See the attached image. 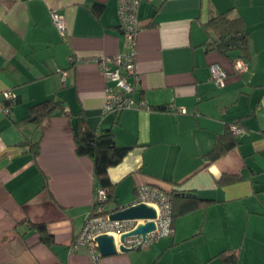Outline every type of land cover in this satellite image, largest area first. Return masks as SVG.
Returning a JSON list of instances; mask_svg holds the SVG:
<instances>
[{
  "label": "crops",
  "instance_id": "0c3cea01",
  "mask_svg": "<svg viewBox=\"0 0 264 264\" xmlns=\"http://www.w3.org/2000/svg\"><path fill=\"white\" fill-rule=\"evenodd\" d=\"M118 2L0 0V105L4 92L17 98L9 116L0 113V264H89L85 247L68 254L97 189L92 162L75 154L78 116L130 148L107 171L108 210L132 205L138 186L213 201L176 217L171 236L100 264H221L224 251L235 252L238 264H264V0H141L135 75L127 78L135 107L104 114L109 83L87 60L131 52ZM228 11L250 37L241 75L208 47L203 28ZM212 65L228 72L221 87L210 81ZM50 99L62 102L63 115L15 125ZM141 102L145 109L136 107ZM234 123L243 129L238 144L209 160L216 138ZM25 140L39 143L35 158ZM31 224H44L53 245L42 244Z\"/></svg>",
  "mask_w": 264,
  "mask_h": 264
},
{
  "label": "built area",
  "instance_id": "2783aa9c",
  "mask_svg": "<svg viewBox=\"0 0 264 264\" xmlns=\"http://www.w3.org/2000/svg\"><path fill=\"white\" fill-rule=\"evenodd\" d=\"M141 0H119L118 18L120 29L126 35L130 42L131 52L122 56L114 57H94L87 61L94 63L102 72L106 82V98L102 107V112L118 114L119 112L135 107L131 94L133 88L127 83L129 76L135 75V41L140 30L137 20V9ZM53 26L60 36H66V28L62 17L55 13L51 15ZM248 62L237 59L232 65V70L236 75H241L248 71ZM228 77V72L222 70L216 65L210 67V81L218 87L223 86ZM61 82H65L66 73H61ZM16 96L11 92H4L3 99L7 102H13ZM138 109H145L144 103L136 106ZM10 107L0 105V113L6 115ZM184 112L183 109H179ZM232 134L241 135L243 129L239 126H231ZM106 200L104 190H97L92 199L95 213L87 216L79 235L69 246L68 254H75L79 248L85 247L89 256V264H100L101 255L95 243V239L103 234L113 237L116 250L122 246L127 249L142 250L148 248L155 241L163 237H169L173 229L171 227V203L168 192L152 186H138L136 188V200L130 206L145 204L155 210V219L153 220H131V221H112L110 213L104 212L103 202ZM146 222L154 223V230L147 233L144 237L132 236L120 241V237L136 228L137 225Z\"/></svg>",
  "mask_w": 264,
  "mask_h": 264
},
{
  "label": "trees",
  "instance_id": "16d2710c",
  "mask_svg": "<svg viewBox=\"0 0 264 264\" xmlns=\"http://www.w3.org/2000/svg\"><path fill=\"white\" fill-rule=\"evenodd\" d=\"M100 9V5L96 4L93 6V10L96 12H99ZM229 12L230 11L219 13L210 17L206 23L203 24V28L208 35V47H212V49L222 56L231 59L233 65L234 61L237 59L246 62L249 59L250 37L243 19L240 16L230 18ZM16 101L17 98H15L13 102L4 101L3 105L10 107L11 104H15ZM10 113L11 108L9 109V113L5 116H9ZM63 113L64 107L62 102L60 100L50 99L33 105L29 109L28 116L15 122V125L18 127L29 121H32L34 125H38L44 119L55 115H63ZM231 126H239V124L234 123ZM231 126L228 128L226 135L216 138L212 149L206 154L209 160H216L238 144L235 138L236 136L232 134L230 129ZM74 131L75 154L78 157H87L92 162L93 176L97 184L95 193L97 190L105 191L106 200L102 205L105 213H111L112 210H108V207L114 201L113 185L108 178L107 171L109 168L117 166L130 148L117 146L111 129H92L82 116H78ZM21 146H28L33 158L39 153L38 142L25 140L22 142ZM168 194L172 207V229L176 217L194 212L213 203L212 200L200 199L192 195L172 192ZM94 213V205L92 204L91 210L87 216H92ZM31 226L39 233V240L42 244L48 247L53 245V237L47 233L44 224H31ZM219 259L221 264H238V256L235 252L224 251L219 254Z\"/></svg>",
  "mask_w": 264,
  "mask_h": 264
},
{
  "label": "water",
  "instance_id": "95a60500",
  "mask_svg": "<svg viewBox=\"0 0 264 264\" xmlns=\"http://www.w3.org/2000/svg\"><path fill=\"white\" fill-rule=\"evenodd\" d=\"M155 210L145 204H137L135 206L123 207L120 209H113L110 213V220L112 221H131V220H153L155 219ZM154 230L153 222H146L145 224L137 225L136 228L128 233L123 234L120 237V241H123L125 238L132 236H141L144 237L147 233ZM97 248L101 257L113 256L117 253H130L136 251L135 249H127L120 247L119 250H116L114 245V239L112 236L103 234L98 236L95 239Z\"/></svg>",
  "mask_w": 264,
  "mask_h": 264
},
{
  "label": "rangeland",
  "instance_id": "374dc122",
  "mask_svg": "<svg viewBox=\"0 0 264 264\" xmlns=\"http://www.w3.org/2000/svg\"><path fill=\"white\" fill-rule=\"evenodd\" d=\"M218 87V86H217ZM151 246V245H150ZM142 250H144V249H142Z\"/></svg>",
  "mask_w": 264,
  "mask_h": 264
}]
</instances>
